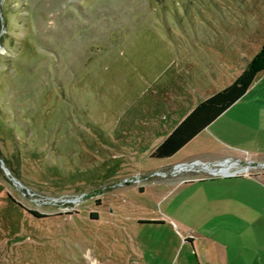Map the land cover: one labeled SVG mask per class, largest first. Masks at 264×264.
Segmentation results:
<instances>
[{
  "label": "rangeland",
  "instance_id": "374dc122",
  "mask_svg": "<svg viewBox=\"0 0 264 264\" xmlns=\"http://www.w3.org/2000/svg\"><path fill=\"white\" fill-rule=\"evenodd\" d=\"M263 41L264 0H0V264H209L171 229L264 201V71L151 154Z\"/></svg>",
  "mask_w": 264,
  "mask_h": 264
},
{
  "label": "crops",
  "instance_id": "0c3cea01",
  "mask_svg": "<svg viewBox=\"0 0 264 264\" xmlns=\"http://www.w3.org/2000/svg\"><path fill=\"white\" fill-rule=\"evenodd\" d=\"M239 74L235 76L234 80ZM222 114L202 131L218 121ZM262 163L264 162H260V165ZM259 169L260 173L254 178L260 177L264 182V170H261L260 167ZM229 173V171L223 172L224 175ZM224 177L228 178L231 176ZM257 196L258 198L264 197V192H258ZM261 203L256 207L236 206L220 208L219 210L221 211L217 212L216 210V213L206 212L205 210L200 212L199 208L192 206L188 208V215L194 221L193 225L171 230L179 243L183 246H188L190 250L192 249L191 251L197 250L199 242L202 239L205 240L215 253L212 258H208L209 264H264V201ZM205 215L208 218L203 219V224L196 222L197 218L202 219ZM136 224L139 229L146 227L148 229L151 228L155 232L163 230L167 226V223L160 217L153 216L143 219L139 218ZM230 236H235V240L231 242L229 240ZM195 256L193 255L194 262H197L198 260Z\"/></svg>",
  "mask_w": 264,
  "mask_h": 264
},
{
  "label": "trees",
  "instance_id": "16d2710c",
  "mask_svg": "<svg viewBox=\"0 0 264 264\" xmlns=\"http://www.w3.org/2000/svg\"><path fill=\"white\" fill-rule=\"evenodd\" d=\"M261 71H264V42L239 76L225 88L200 101L155 148L151 156L163 159L174 155L239 100Z\"/></svg>",
  "mask_w": 264,
  "mask_h": 264
},
{
  "label": "water",
  "instance_id": "95a60500",
  "mask_svg": "<svg viewBox=\"0 0 264 264\" xmlns=\"http://www.w3.org/2000/svg\"><path fill=\"white\" fill-rule=\"evenodd\" d=\"M181 165H177V167H175L176 169H178Z\"/></svg>",
  "mask_w": 264,
  "mask_h": 264
},
{
  "label": "built area",
  "instance_id": "2783aa9c",
  "mask_svg": "<svg viewBox=\"0 0 264 264\" xmlns=\"http://www.w3.org/2000/svg\"><path fill=\"white\" fill-rule=\"evenodd\" d=\"M225 175H228V174H225Z\"/></svg>",
  "mask_w": 264,
  "mask_h": 264
}]
</instances>
